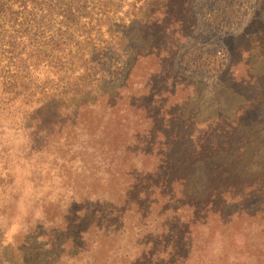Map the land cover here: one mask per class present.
<instances>
[{"label":"rangeland","instance_id":"rangeland-1","mask_svg":"<svg viewBox=\"0 0 264 264\" xmlns=\"http://www.w3.org/2000/svg\"><path fill=\"white\" fill-rule=\"evenodd\" d=\"M82 3L30 81L71 139L0 116V264H264V0ZM222 177L256 190L188 229Z\"/></svg>","mask_w":264,"mask_h":264},{"label":"trees","instance_id":"trees-1","mask_svg":"<svg viewBox=\"0 0 264 264\" xmlns=\"http://www.w3.org/2000/svg\"><path fill=\"white\" fill-rule=\"evenodd\" d=\"M83 0H0V116L5 113L8 116L10 107L19 101L28 107H35L31 112V118L24 116L21 120L22 128L32 136H48L56 133L55 127L60 125L55 119L45 123L38 112L43 105L45 97L34 98L35 92H31V74L39 69L41 62H51L55 56H59L57 43L70 41L73 33L70 30L77 24L78 14L81 15L85 4ZM50 48V49H48ZM70 54V53H69ZM33 95V96H32ZM49 95L46 98H50ZM34 105V106H32ZM74 114V113H73ZM57 117V116H55ZM72 118L69 116V119ZM31 119V120H30ZM57 119V118H56ZM65 125L58 133L65 132L64 140L67 143L75 129V122ZM226 178H221L218 185L210 188L208 196L199 204L189 206L188 212H183L187 228L197 226L209 227V218L217 217L226 219L222 207L228 203L239 202L242 197L252 190H256V183L249 184L246 181L228 184ZM159 190L161 197L171 196L166 190ZM172 190V187H171ZM170 190V191H171ZM216 200L222 202L217 207ZM166 202L167 199H166ZM159 208L161 204L154 203ZM141 215H146L147 210L140 208ZM242 215L246 212H236ZM100 216L99 212L96 214ZM231 217V216H229ZM208 222V223H207ZM94 228L103 229V225H95ZM187 229V230H188Z\"/></svg>","mask_w":264,"mask_h":264}]
</instances>
